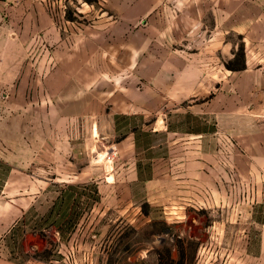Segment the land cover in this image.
Returning <instances> with one entry per match:
<instances>
[{"label": "rangeland", "instance_id": "obj_1", "mask_svg": "<svg viewBox=\"0 0 264 264\" xmlns=\"http://www.w3.org/2000/svg\"><path fill=\"white\" fill-rule=\"evenodd\" d=\"M84 1L102 5L105 12L80 11L82 5L78 0H46L42 9L35 1L0 0V67L10 63L13 70H17L27 60L51 59L55 54L63 63H71L64 59V55L89 53L91 77L99 76L84 93H50L46 86H43L42 93L28 90L25 94L9 92L3 95L0 92V203L4 179L11 176L12 181L18 182L25 178L23 173L14 170L17 166L26 171L29 180L34 178L36 165L44 164L45 168L51 164L47 146L53 142L45 140L46 136L111 131V120L100 108L101 94L97 91L104 86L105 77L109 81L106 86L114 85L116 91L137 84L140 102L147 101V97L154 100L160 114L163 111V88L180 85L190 91L186 92L187 97L183 98L184 94H181L183 99L177 100H182L184 105L201 104L204 110L202 124L209 128L212 106L213 115L219 114L218 129H213L212 135L209 131L198 142L173 141L163 129L155 132L150 138L152 149L143 151V154L158 157L159 178L137 184L139 212L132 223L115 221L114 207L107 210L105 221L98 220V207L92 211L90 221L86 223L90 224L88 242L91 248L85 253L83 264H180V253L175 246L177 240L167 233L163 220V185H168L169 179L162 173L177 172L178 164L183 160L182 150L193 151L195 148H201L202 155L195 162L193 152L188 153L187 165L202 164L204 175H209L213 167L220 182V206L212 213L202 214V225L206 226L213 217L218 219L219 231L205 235V231L198 228L195 232L201 234L199 238L185 237V256L181 264H242L248 256L240 249L248 243V238L233 235L236 224L228 222L227 207L223 203L226 200L227 167L232 166L234 160H242L241 154L238 156L241 146L228 131L233 118L227 115L226 91L239 85L243 78L240 73L226 74L225 61L234 55L232 63L242 65L248 48L246 34L242 31L245 27H258V19L264 18V0H160L150 13H139L137 23L129 22L127 15L130 14L115 12L114 0H101L102 3L99 0ZM139 4L147 5L149 0H139ZM28 5L30 7L26 9ZM170 7L169 19L165 20L166 12L163 11ZM226 7L235 12V31L229 33L233 53L230 45L217 52L211 44L215 12ZM98 20H104L101 27H98ZM86 28L90 30L89 44H78V35ZM252 48L256 59L250 65L258 67V57H264V45H253ZM13 79L14 71L6 77L7 81ZM153 116H141V126L147 127V121L153 120ZM97 120L99 123L95 124ZM122 122L125 124L126 119L123 118ZM155 126L163 127L161 124ZM141 138L147 143L146 135ZM83 160L76 157L75 167H80ZM143 169L145 173L149 172L146 163ZM44 174L52 175L49 168ZM12 191L17 189L12 187ZM204 192L210 197L209 192ZM67 198L61 206H66ZM148 198L150 201H146ZM45 207L44 204L41 210ZM1 212L2 207L0 217ZM54 218L58 219L59 226L65 225L66 217L62 212L55 214ZM41 225L42 228L24 238L21 246L11 240L10 249L5 243L9 227L0 220V264H82L83 253L77 249L69 250L60 240H54L52 234L56 226L44 222ZM172 227L180 228L177 222ZM14 228V234L20 235V228ZM254 244H258L257 239ZM169 247H173L174 261L169 258Z\"/></svg>", "mask_w": 264, "mask_h": 264}, {"label": "crops", "instance_id": "obj_2", "mask_svg": "<svg viewBox=\"0 0 264 264\" xmlns=\"http://www.w3.org/2000/svg\"><path fill=\"white\" fill-rule=\"evenodd\" d=\"M32 1L38 2L40 9L44 8L43 2L46 3V0H27ZM78 1L82 5L80 11L97 10L99 14L105 12L102 5ZM99 2L102 3L101 0ZM159 2L160 0H149V4L143 6L139 4V0H114L113 10L120 14H130L127 15L129 22L137 23L139 13H150ZM29 7L30 5L26 9ZM33 8L35 10V7ZM170 11L171 7L163 11L166 12V18L164 16L163 19H169ZM215 13L216 23L211 44L216 47L217 52L228 49L230 45L233 53L229 33L235 31L234 9L229 11L226 7ZM178 19L181 20V14ZM103 21L98 20V27L102 26ZM257 25V28L245 27L242 31L248 41L242 65L235 66L232 63L234 55L225 61L226 74L240 73L243 78L239 85L231 91H226L229 111L227 115L228 118H233L232 127L229 125L228 131L234 134L241 146L238 156L241 154L242 160H234L233 165L227 167L224 196L226 200L223 203L227 207L228 222L236 224L233 235L248 238V243L240 249L248 256L242 260V264H264V57H258V67L250 65V62L256 59L252 46L264 45V18H259ZM80 33L78 44H89L90 30L86 28ZM64 59L71 63H63L60 56L55 54L51 59L27 60L26 64L20 65L17 70H13L10 63L1 64L0 92L3 95L9 92L25 94L28 90L42 93L43 86H46L47 92L50 93L89 91L99 79L98 75L91 77L90 74L88 62L91 54L74 52L64 55ZM12 70L14 79L7 81L6 77L12 75ZM213 74L218 75L215 72ZM103 82L104 86L99 87L97 91L101 94L100 108L111 120L110 132L57 133L46 136L45 140L53 142L47 146V151L51 154V164L45 168L44 164L36 165L33 179L28 180L26 171L20 166L14 170L23 173L24 180L15 182L11 180V176L4 179L0 220L6 222L9 227L8 233L5 234V243H8L10 249L11 240L21 246L24 238H28L32 232L35 233L34 230L42 228L41 223L44 222L45 225L56 226L57 229L52 234L55 241L60 240L67 249H77L84 254L81 258L83 264L85 253L91 248L88 242L90 224L86 223L90 221L92 211L98 207V220L105 221L107 210L114 207L115 221L126 220L132 223L139 212L137 184L153 182L159 178L158 157L154 154H143V151H150L153 147L151 136L163 129L173 141L198 142L202 141L209 131L212 135L213 129H218L219 114L213 115L212 106L209 128L202 124L204 110L201 104L184 105L182 100H177L187 97L186 92L190 91L180 85H168L163 88V111L160 114L161 112L156 110L154 100L150 101L147 97V101L140 102L137 84L116 91L114 85L106 86L109 82L106 77ZM111 84L110 81L109 85ZM181 94H184L183 98ZM150 114L154 115L153 120L147 121V127L141 126L140 117ZM123 118L126 119L125 124L122 122ZM98 123L99 120L95 122ZM160 124L163 127L155 126ZM143 134L148 137L147 143L141 138ZM63 141L66 143H60ZM104 141L105 144L102 143ZM95 151L97 155H93ZM190 152H193L196 159L203 151L201 148H195L193 151L182 150L183 160L178 164V171L162 173V176L169 179V184L163 185V220L166 223L165 230L172 237L199 238L201 234L195 232L198 228L201 232L205 231V235L219 231L218 219L213 217L206 226L202 225V214L212 213L220 206L218 175L213 173V167L209 175H204L202 164L188 166L187 157ZM76 157L84 158L79 164L80 167H75ZM145 163L149 168L148 173L143 169ZM46 168H49L51 176L44 174ZM12 187L17 191H12ZM204 191L209 192L210 197H207ZM65 198L68 202L63 207L61 204L64 205ZM44 204L45 210H41ZM61 212L66 221L65 225L59 226V221L54 216ZM176 222L180 226L177 230L172 227ZM14 227L20 228V235L14 234ZM255 239L258 240L257 245L254 244Z\"/></svg>", "mask_w": 264, "mask_h": 264}, {"label": "trees", "instance_id": "obj_3", "mask_svg": "<svg viewBox=\"0 0 264 264\" xmlns=\"http://www.w3.org/2000/svg\"><path fill=\"white\" fill-rule=\"evenodd\" d=\"M175 238H176V240H177V243H176V249L178 250V253H180L179 254V263L181 264V262L183 263L184 262V256H185V251H184V244H185V237H177V236H175ZM172 248L173 247H169L168 248V252H169V258L172 260V261H174V257L172 256ZM181 256H182V258H181Z\"/></svg>", "mask_w": 264, "mask_h": 264}]
</instances>
